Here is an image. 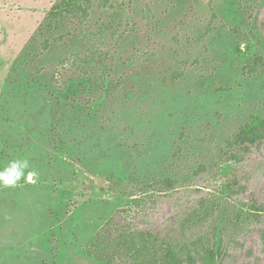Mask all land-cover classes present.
<instances>
[{
  "label": "rangeland",
  "instance_id": "obj_1",
  "mask_svg": "<svg viewBox=\"0 0 264 264\" xmlns=\"http://www.w3.org/2000/svg\"><path fill=\"white\" fill-rule=\"evenodd\" d=\"M55 1L0 0V171L29 162L16 186L0 185V264H106L91 257L94 236L128 202L118 191L130 179L203 190L179 195L189 206L187 197L215 194L218 225L228 180L264 193V143L240 158L234 149L243 127L264 118V65L248 73L264 64V0H128L123 11L95 0L94 34L104 23L123 33L93 70L128 78L112 94L101 81L80 89V73L61 65L94 43L84 34L18 65ZM177 70L172 85L165 76Z\"/></svg>",
  "mask_w": 264,
  "mask_h": 264
},
{
  "label": "trees",
  "instance_id": "obj_2",
  "mask_svg": "<svg viewBox=\"0 0 264 264\" xmlns=\"http://www.w3.org/2000/svg\"><path fill=\"white\" fill-rule=\"evenodd\" d=\"M127 1L98 0V8L123 11ZM94 10L95 0H56L18 57V65L36 66L55 48L84 34L82 38L94 42L89 49L61 60V65H71L80 73L79 88L97 90L101 81L107 83L110 94L124 85L128 89V78L115 79L112 69L110 75L103 71L101 77L93 72L108 62L109 50L112 58L123 39L121 25L113 23H104L100 35L94 34L90 25ZM107 38L110 46H106ZM263 65L260 58L248 68L249 75L257 74ZM183 76L184 72L177 70L165 79L176 85ZM235 142L234 149L240 150L238 158L250 153V148L262 146L264 118L252 119ZM204 170L202 166L200 171ZM183 188L172 178L124 181L118 194L128 202L96 232L91 257L106 259V264H264V193H250L248 182L237 177L228 180L221 194H226L229 207L224 208L226 218L218 225L222 202L213 201L216 195L206 192L195 205L187 197L189 206L179 195L203 190Z\"/></svg>",
  "mask_w": 264,
  "mask_h": 264
},
{
  "label": "clouds",
  "instance_id": "obj_3",
  "mask_svg": "<svg viewBox=\"0 0 264 264\" xmlns=\"http://www.w3.org/2000/svg\"><path fill=\"white\" fill-rule=\"evenodd\" d=\"M29 167V162L23 160V163H20V160L10 161L8 166L0 171V185L3 187H14L16 184L25 177V169ZM35 171L29 173V178L36 176Z\"/></svg>",
  "mask_w": 264,
  "mask_h": 264
}]
</instances>
